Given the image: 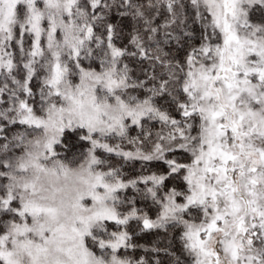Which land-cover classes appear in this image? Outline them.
Segmentation results:
<instances>
[{"label":"snow or ice","instance_id":"obj_1","mask_svg":"<svg viewBox=\"0 0 264 264\" xmlns=\"http://www.w3.org/2000/svg\"><path fill=\"white\" fill-rule=\"evenodd\" d=\"M0 264H264V0H0Z\"/></svg>","mask_w":264,"mask_h":264}]
</instances>
